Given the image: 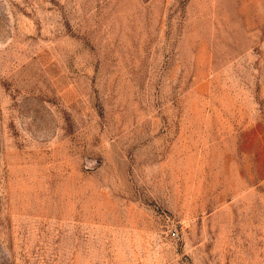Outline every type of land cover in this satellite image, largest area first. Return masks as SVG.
Returning <instances> with one entry per match:
<instances>
[{"label":"rangeland","instance_id":"1","mask_svg":"<svg viewBox=\"0 0 264 264\" xmlns=\"http://www.w3.org/2000/svg\"><path fill=\"white\" fill-rule=\"evenodd\" d=\"M0 264H264V0H0Z\"/></svg>","mask_w":264,"mask_h":264}]
</instances>
